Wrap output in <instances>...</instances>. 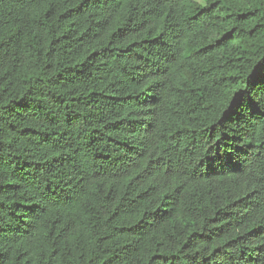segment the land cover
<instances>
[{"label":"trees","instance_id":"1","mask_svg":"<svg viewBox=\"0 0 264 264\" xmlns=\"http://www.w3.org/2000/svg\"><path fill=\"white\" fill-rule=\"evenodd\" d=\"M0 0V264H264V0Z\"/></svg>","mask_w":264,"mask_h":264},{"label":"rangeland","instance_id":"2","mask_svg":"<svg viewBox=\"0 0 264 264\" xmlns=\"http://www.w3.org/2000/svg\"><path fill=\"white\" fill-rule=\"evenodd\" d=\"M196 1H198V2H200V3H203V1H202V0H196Z\"/></svg>","mask_w":264,"mask_h":264}]
</instances>
